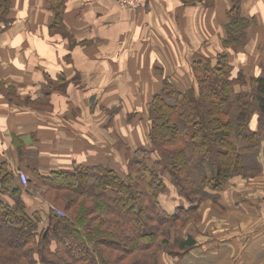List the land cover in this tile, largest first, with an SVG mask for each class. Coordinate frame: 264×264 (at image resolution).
<instances>
[{
    "label": "crops",
    "instance_id": "0c3cea01",
    "mask_svg": "<svg viewBox=\"0 0 264 264\" xmlns=\"http://www.w3.org/2000/svg\"><path fill=\"white\" fill-rule=\"evenodd\" d=\"M241 5V17L255 19L251 29L259 32L238 56L257 74L264 64V0H242ZM215 6L207 10L180 0H148L131 13L117 9L114 0H68L63 25L69 37L64 38L49 33L52 14L46 0H12V22L0 34V164L24 168L29 175L30 169L43 174L71 164L117 165L121 147L93 100L109 102L118 90L126 98L124 90L136 82L144 91L129 95L133 106L137 100L146 106L163 78L177 75L196 55L189 43L199 41V33L223 27L229 2L217 0ZM52 91L84 110L81 122L51 111L47 96ZM260 147L255 174L228 180L226 195L209 202L205 237L182 263L264 264V139ZM115 153L107 163L108 154ZM20 185L17 180L11 189ZM19 194L33 205L27 190Z\"/></svg>",
    "mask_w": 264,
    "mask_h": 264
},
{
    "label": "trees",
    "instance_id": "16d2710c",
    "mask_svg": "<svg viewBox=\"0 0 264 264\" xmlns=\"http://www.w3.org/2000/svg\"><path fill=\"white\" fill-rule=\"evenodd\" d=\"M67 1L46 0L52 14L49 33L64 38L69 37L63 25ZM180 1L187 7H215V0ZM11 5L12 0H0V33L12 22ZM231 5L222 43L237 51L246 48L245 32L256 21L241 18L237 0ZM216 64L194 63L196 93L163 79L148 106L151 124L144 148L132 156L128 151L123 174L118 165L102 163L76 164L72 170L53 167L43 174L29 170L37 183L72 196L67 218L39 201L30 205L17 196L19 188L11 189L12 174L0 164V264H184L183 257L197 245L191 237L178 238L181 232L172 224L194 215L202 202L216 201V188L230 178L255 173L264 139V64L249 86L242 83L246 90L241 92L233 89L239 78L232 80ZM210 137L217 143L223 140L222 145L210 147ZM166 175L173 187L166 188L167 194ZM214 181L219 183L216 188L203 190ZM181 198L186 203L174 204ZM58 199L65 201L64 196Z\"/></svg>",
    "mask_w": 264,
    "mask_h": 264
},
{
    "label": "rangeland",
    "instance_id": "374dc122",
    "mask_svg": "<svg viewBox=\"0 0 264 264\" xmlns=\"http://www.w3.org/2000/svg\"><path fill=\"white\" fill-rule=\"evenodd\" d=\"M147 1L148 0H146V2ZM216 1L217 0H215L214 6L216 5ZM223 1L229 2L230 8H231V6H232L231 3L234 0H223ZM237 1H238V4L240 5V16H241V11H242L241 1L242 0H237ZM114 3H115L116 8L119 9L120 11H127V10L120 9L119 6H117V4H116V0H114ZM145 4L140 9L144 8ZM140 9H138V10H140ZM138 10H134V11H138ZM227 11L224 13V15H227ZM127 12H131V11H127ZM225 20L226 21H224L222 24L223 27H220L219 29H214V30L208 29L205 33L206 35L204 33L200 34L198 32L200 40L199 41L198 40H192L189 43V50L192 47L194 53L196 54L193 57V59L191 60V62L187 61V63H186L187 65L185 64L184 66H182L181 69H179L182 71L177 73V75L171 76L169 74L171 77L165 76L163 79L169 80L171 83H174L175 85H177V87L181 88L180 89L181 91L187 90V91L195 92L197 89L196 78L193 77L192 67H193L195 62L205 63L209 60L213 66H216L217 65L216 63L221 64L223 69L227 73V75L232 80L239 78L238 83L235 84V86L233 87L234 91L237 90V92H241V91L246 90V89H244V85H242V83L249 86L250 78L254 77L255 72L253 70H251L250 68L248 69L247 68L248 66L245 65V64L249 63V61H247V59L242 60L238 56V54H240V53L247 52V50H246L247 47L243 48V49H239L237 51L224 48V45L222 42L225 40V38L227 36L225 25L228 23V19L225 18ZM253 27H255V26H251L250 29ZM250 29L247 32H245L247 35L245 46H247L248 43L252 40V38H253L252 36L255 33L259 32V30H257L256 32L255 31L252 32V29L251 30ZM201 53H204V55H202ZM237 56L239 57V59L235 58ZM236 63H239L240 66L235 65ZM249 89L250 88H248V90ZM85 90H87V89H85ZM124 91L127 93L126 94L124 92V94L126 95V98L124 97V95L121 96L123 91L118 90V92L114 91V92H117L118 94L115 96L114 99L110 100L109 102H108V100L105 101L106 99H103V98L100 99L99 97H97L96 100H93V102H92V106H93V104L96 105L97 109H99V111H100V113L97 114L99 119L101 120V122L105 123L107 125V127H111V134H115L114 136L116 138L113 137V135L111 136L109 131L107 134V132H106L107 129H105V128H103L102 133L103 134L105 133L107 136L109 135L110 137H112L111 140H113V141L115 138V143H118V146L121 147V148L117 149V151H119V155H117V157H116L119 159V162L116 161L118 163L117 165L119 166L118 167V171H119L118 173L119 174L120 173L123 174V172L126 171L128 151H129V156H132L133 152H135L134 150H136L138 147L144 148L143 144L146 142V138L148 137L147 136L148 130H149L150 124H151L150 114H149L150 109L148 106L150 104V101L153 98V96L149 98L146 106L143 103V101H144L143 99L141 100V102L143 104H141L139 102V100H137V104H139V105L133 106L135 104L134 100L129 95L134 96L135 93H137V92L142 93L144 91V89L142 88V85L140 86L139 83L133 82L132 84L129 85V89L127 90V87H126V90H124ZM99 93H101L100 90L98 91V94ZM215 95H216V98L219 97L218 93H215ZM128 96L130 97L129 101L127 99ZM47 97H49L48 102H49V104H51V111L52 112L57 113V114L62 113L61 116L63 114H66L67 116L64 115L63 117L75 118V119H78V123L81 122L78 117L80 114H82L84 112V110H82L78 105H77L78 107H73L72 104L75 103V101H72V100H71V102L67 101L68 97L65 94L62 95V93H59L56 91L55 92L52 91V94L50 93ZM121 97L125 98V100L123 101V99ZM142 97H143V95H142ZM108 103H110V104H108ZM139 106L140 107L143 106L142 110L140 109ZM127 107H129V109ZM88 109L93 111V108L90 105L87 106V110ZM116 109H119V110H116ZM219 119L224 120V116H220ZM222 142H223V140H221V139L218 141V143H220V144ZM110 143H112V142H110ZM122 143H124V146ZM218 143L213 141L212 137H210V139L207 140V145L209 144L210 147L212 144L215 146H218ZM174 147L177 149L180 148V146H174ZM108 155H109V158L111 159L112 157L115 158L116 153L115 154H108ZM151 155L154 158L157 157L156 153L151 154ZM128 160H129V157H128ZM110 161H112V159ZM73 165H76V164H71L70 166H68L67 170H72L74 167L72 168L71 166H73ZM5 166L8 169V171H10V173L12 174L14 184L17 182V180L19 181L20 175H25L27 178V181H26L27 185L26 186L23 185L22 183H20V181H19V183L21 184L20 185L21 188H19V192H18L17 196L18 195L20 196L19 193L25 189V190H27V193H29L31 195L32 201H39L41 204L46 205L50 211L55 209V210L61 212L64 215L63 218H67L68 216H70L69 213H71V211L68 210V208H69L68 203H69L70 199H72V196H70L65 191H62L59 189H53V188L51 189L49 186H46L44 183H40V182L37 183L36 180L33 178L34 175L33 174L29 175L28 173H26V169H24V168H23V170H21L19 168L12 169L13 166H10V167H8L7 165H5ZM69 168H71V169H69ZM254 174L255 173H253V175ZM238 177H240V176L237 175L236 178H238ZM244 177H245V175H244ZM247 177L250 178L252 176H247ZM163 178H162L163 183L166 184L164 187L163 193L167 194L168 188L173 189L172 183H171V178H169L168 175H166ZM234 178H235V176H234ZM231 179L232 178H230L229 180H231ZM218 184H219L218 182L214 181V182H212L211 185H209V187H206V188L203 187V190H206V192L209 193L208 190L211 188H216V186ZM225 189H226V182L219 185L216 188V190L219 191L218 192V198L220 196L224 197L226 195ZM108 194H109L108 192L105 193V195H108ZM60 196H64L65 201L59 200L58 198ZM169 201L170 202L168 204L172 203V200H169ZM210 201H212V200L210 199V200L202 202V204L199 205L200 207L197 209L196 213L194 215H188V217H186L185 219L182 220L183 221L182 223L179 222V223H173L172 224L171 228H175L176 231L181 232V234L179 233L180 237H178V238H180L181 240L187 241V239L189 237H191L196 242L197 247L201 246L200 242L205 237V235H204V229H205L204 228L205 227L204 218L207 219L208 216L211 215V213L208 214V211L210 210V207H211L210 203H209ZM181 203H186L183 198H181L180 200H178L177 203H174V204H181ZM2 224H3V222L0 220V226ZM212 225H213L212 221H210L209 222V228L206 230L210 231ZM0 229H1V227H0ZM11 235H12V230L8 232L7 236L10 238ZM164 250H167V249H164ZM183 263L186 264L188 262L184 261Z\"/></svg>",
    "mask_w": 264,
    "mask_h": 264
},
{
    "label": "built area",
    "instance_id": "2783aa9c",
    "mask_svg": "<svg viewBox=\"0 0 264 264\" xmlns=\"http://www.w3.org/2000/svg\"><path fill=\"white\" fill-rule=\"evenodd\" d=\"M145 3H146V0H116V4L117 6H119L120 9L131 11V12L134 10L140 9L142 6H144ZM19 181L23 185L25 186L27 185L26 183L27 178L25 175H20ZM52 211L56 216L60 218L64 217V215L61 212L55 209H53Z\"/></svg>",
    "mask_w": 264,
    "mask_h": 264
}]
</instances>
